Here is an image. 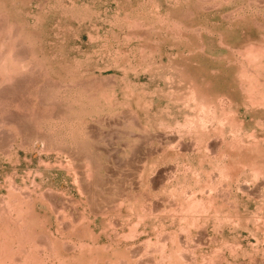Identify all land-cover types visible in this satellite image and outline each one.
<instances>
[{"label":"rangeland","instance_id":"374dc122","mask_svg":"<svg viewBox=\"0 0 264 264\" xmlns=\"http://www.w3.org/2000/svg\"><path fill=\"white\" fill-rule=\"evenodd\" d=\"M0 264H264V0H0Z\"/></svg>","mask_w":264,"mask_h":264}]
</instances>
